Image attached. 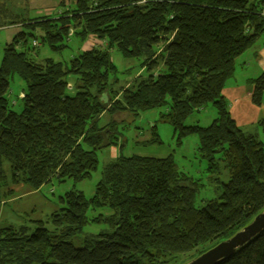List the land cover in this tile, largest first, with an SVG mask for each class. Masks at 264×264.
Masks as SVG:
<instances>
[{"label":"trees","instance_id":"1","mask_svg":"<svg viewBox=\"0 0 264 264\" xmlns=\"http://www.w3.org/2000/svg\"><path fill=\"white\" fill-rule=\"evenodd\" d=\"M5 5L0 28L19 22L8 20ZM59 7L57 17L22 19L28 31L5 48L0 188L91 178L97 152L118 144L117 125L157 108H166L161 118L179 142L198 135L209 170L227 169L230 178L217 199L197 207L196 181L171 156H121L103 168L92 198L68 191L47 220L0 227V264H184L250 223L264 209V144L236 124L223 89L236 60L264 35V0H62ZM70 36L80 48L89 38L106 46L79 49L66 65L39 60L27 46L39 38L61 51ZM114 49L149 75L118 89ZM16 75L26 85L18 100L10 93ZM248 84L262 107L264 73ZM208 105L218 113L210 126L185 124ZM104 114L113 119L101 127ZM97 210L110 213L90 216ZM88 224L106 229L76 246ZM224 264H264V232Z\"/></svg>","mask_w":264,"mask_h":264},{"label":"rangeland","instance_id":"2","mask_svg":"<svg viewBox=\"0 0 264 264\" xmlns=\"http://www.w3.org/2000/svg\"><path fill=\"white\" fill-rule=\"evenodd\" d=\"M40 0H0V3L6 4L5 9L8 10L7 18L12 19L14 17L25 19L27 17L36 16L37 9L33 6L37 5ZM48 5L53 3H59L61 0H42ZM61 8H56L57 17ZM43 12V10H42ZM49 11L42 14L46 15ZM14 16V17H13ZM18 20V19H17ZM4 22L6 19L3 20ZM11 21H8L7 25ZM6 24V23H4ZM28 31L26 27L19 25L0 28V65L4 57L6 46L12 42L15 34L20 31ZM264 39V36H262ZM28 48L30 54H38L39 60L51 58L56 62H63L65 65L69 63L73 55L77 54L79 49L89 50L93 47H102V43H98L94 38H89L80 48V41L75 36H70L66 41L69 45L61 51L52 50L48 45H43L38 41L40 46L33 49V38H28ZM104 46V47H103ZM111 58L118 68L116 76L111 78L112 82H116V87H127L129 84H133L139 79L140 76L146 77L149 73L143 69L140 65V61L135 59H125L121 53L114 49L111 51ZM72 86L75 88L76 78L72 75L68 77ZM26 88L25 83L16 75L11 82L10 93L11 98L17 99L20 93ZM73 89V87H72ZM74 90V89H73ZM70 92H75L70 91ZM166 112V108H157L147 112L140 113L137 117H130V119L124 123L117 125L118 134L117 145L104 148L97 152V159L99 161L98 170L95 171L91 178L82 182H74L72 180H66L65 182H59L57 179H53L51 183L41 188V193L38 195L40 200H32L33 198H24L21 201H17L14 205L2 206L1 209L9 208L8 211L14 209V215H21L22 220L20 225H29L33 220H47V218L55 211L61 208L60 197L66 192L76 190L83 192L89 199L95 195L97 183L101 179L103 168L110 162L115 161L121 156L130 157L133 155L153 157V158H166L171 156L179 171L192 177L197 185L198 191L195 200L197 207L203 206L207 201L217 199L223 190V183L229 181L230 175L227 169L222 168L220 174L209 170V162L202 156L200 147V138L198 135H192L184 138L182 142L178 141V135L175 132L173 125L164 121L161 116ZM218 117L216 108L213 105H208L200 112L192 114L185 122L186 125H200L202 127L210 126L213 121ZM113 117L109 114H104L101 117L99 125L101 127L109 124ZM245 132H251L258 135V138L264 143V126L262 124L243 128ZM9 165L6 164V169ZM1 199V196H0ZM41 201V203L36 202ZM36 203L34 211L31 212L32 207L28 205ZM100 213L109 214V210H97L90 211V216H95ZM106 227L100 224H88L84 227L82 235L74 240L76 246H82V239L86 235H97L105 230Z\"/></svg>","mask_w":264,"mask_h":264},{"label":"crops","instance_id":"3","mask_svg":"<svg viewBox=\"0 0 264 264\" xmlns=\"http://www.w3.org/2000/svg\"><path fill=\"white\" fill-rule=\"evenodd\" d=\"M33 7L38 10V14L34 17H27V19H33L46 15L55 16V10L57 7H59V3L48 5L46 2L40 0L38 4ZM46 11H49V13H47L46 15L42 14ZM60 13L61 10H59V14ZM262 15L264 16V10L262 11ZM18 20L19 22L17 24L6 25L4 27H19V25H22V23L20 22L22 19L19 18ZM262 36L257 40L253 47H251L247 52H245L236 60V69L234 75L227 81L223 89V95L229 103L230 114L235 120L236 124L242 129L244 128V126L245 128H248L250 126L260 124L261 118L264 117V105L262 107H258L252 103L251 89L248 84L249 80L254 79L264 73V39L262 38ZM251 134L256 135L255 133ZM256 136L258 138V135ZM40 190L41 188L33 189L29 185L23 183L10 184L5 187H1L0 204L2 206H10V204L14 205L17 201H21L24 198H33L32 200H40L38 199V195L41 193ZM39 202L41 203V201ZM39 202L37 201L36 203L39 204ZM36 203L28 205L27 208L34 205L31 212L34 211ZM8 210L9 208L1 209L0 227L21 226L20 221H23L21 215H14V209L10 211Z\"/></svg>","mask_w":264,"mask_h":264},{"label":"water","instance_id":"4","mask_svg":"<svg viewBox=\"0 0 264 264\" xmlns=\"http://www.w3.org/2000/svg\"><path fill=\"white\" fill-rule=\"evenodd\" d=\"M264 232V209L254 219L228 239L184 264H224L235 253Z\"/></svg>","mask_w":264,"mask_h":264},{"label":"built area","instance_id":"5","mask_svg":"<svg viewBox=\"0 0 264 264\" xmlns=\"http://www.w3.org/2000/svg\"><path fill=\"white\" fill-rule=\"evenodd\" d=\"M33 46L38 47L39 46V43L37 41H34L33 42Z\"/></svg>","mask_w":264,"mask_h":264}]
</instances>
